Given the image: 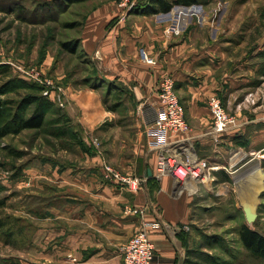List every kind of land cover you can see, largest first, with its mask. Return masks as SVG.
<instances>
[{
	"label": "crops",
	"instance_id": "1",
	"mask_svg": "<svg viewBox=\"0 0 264 264\" xmlns=\"http://www.w3.org/2000/svg\"><path fill=\"white\" fill-rule=\"evenodd\" d=\"M184 14L111 12L98 25L95 67L103 82L124 88L133 107H110L91 86L60 81L65 101L61 108L82 135L84 148L76 143L59 147L70 152L50 154L37 166L36 210L16 216L27 235L16 236L22 232L18 227L9 236L8 255L20 264H123L122 246L144 228L155 247L152 264H185L182 259L188 255L183 253L192 249L185 229L193 195H172L170 176L153 173L156 149L165 141V134L151 123L154 110L164 112L157 94L164 76L174 79L199 156L222 163L243 139L249 151L263 150L264 127L250 128L243 119L238 120L243 123L239 130H227L218 144L205 134L212 122L209 99L223 98L224 89L233 96L232 79L219 73L216 63L229 46L204 44L196 37L195 22L184 23ZM143 51L153 62L144 60ZM260 118L251 120L258 123ZM245 129L253 134H244ZM105 162L125 176L140 178V184L106 179ZM213 174L219 178L226 172Z\"/></svg>",
	"mask_w": 264,
	"mask_h": 264
},
{
	"label": "rangeland",
	"instance_id": "2",
	"mask_svg": "<svg viewBox=\"0 0 264 264\" xmlns=\"http://www.w3.org/2000/svg\"><path fill=\"white\" fill-rule=\"evenodd\" d=\"M148 1L0 0V98H8L17 106L39 87L42 95L56 101L54 94H45L50 88L38 80H52L58 87L67 80L75 87L86 85L98 90L108 104L133 107L126 93L119 91L121 95L115 96L118 88L107 86L96 76L93 48L106 13L143 12L138 4ZM168 12H185L184 23L195 22L196 37L204 44L229 46L216 63H220L217 71L232 79L233 96L224 89L223 98L218 97L237 120L243 119L250 128L264 127V0H197L189 5L174 4ZM73 46L75 51L68 48ZM21 109L26 116L34 110L33 104L27 103ZM51 117L48 111L47 120ZM257 117H262L260 122L251 120ZM51 129L54 127L50 125L42 130L27 128L0 140V218L6 223L9 216L36 210L37 166L41 160L53 153L70 152L59 149L62 144L49 134ZM252 132L245 129L244 134ZM245 143L247 139L239 140L241 146L234 144L219 163L226 167L227 177L214 178L210 187L200 185L194 193L184 190L193 195L185 229L192 249L183 253L188 255L182 259L185 264H264V259L245 248L238 236L242 224L264 235V168L260 169L262 188L258 192L261 203L252 222L246 220L240 197V189L250 186L252 180L236 181L255 158L261 165L264 148L260 158V149L251 152L243 147ZM7 233L0 229V264L15 258L8 255L12 243Z\"/></svg>",
	"mask_w": 264,
	"mask_h": 264
},
{
	"label": "built area",
	"instance_id": "3",
	"mask_svg": "<svg viewBox=\"0 0 264 264\" xmlns=\"http://www.w3.org/2000/svg\"><path fill=\"white\" fill-rule=\"evenodd\" d=\"M142 54L144 60L149 63L153 62L151 58L146 56L144 51ZM38 81L50 88L45 91V94H54L58 104L64 106L63 93H61L60 87L56 86L52 80ZM55 89H57V94ZM157 94L164 106V112L160 114L155 113L154 110V118L151 123L165 134V141L156 149L154 176L157 178L162 175L170 176L172 195L183 193L184 190L194 193L200 185L210 187L215 178L213 171L225 169L226 167L211 162L197 153L190 134L192 128L186 119L184 106L171 76H164L160 79ZM208 106L211 111L212 122L205 134L212 138L214 144L220 142L221 136L227 130H239V127L243 124L234 115L226 111L218 96H212L208 101ZM92 144L98 148L96 139L92 140ZM103 170V174L108 180L134 187L141 182L140 178L123 175L107 162L103 164ZM150 224L149 222L145 223L147 226ZM122 252L123 264H152L155 247L146 228L133 234L122 246Z\"/></svg>",
	"mask_w": 264,
	"mask_h": 264
},
{
	"label": "trees",
	"instance_id": "4",
	"mask_svg": "<svg viewBox=\"0 0 264 264\" xmlns=\"http://www.w3.org/2000/svg\"><path fill=\"white\" fill-rule=\"evenodd\" d=\"M195 2H197V0H149L148 4L144 3L138 5L143 7L142 13L152 14L168 12L174 4L189 5ZM68 48L71 51H75L76 46ZM94 69L96 76H98L102 82L105 81V79L100 76L96 67H94ZM107 86H113V84L108 83ZM117 88L118 92L115 96H118V94L121 95L119 91L124 94V88ZM33 92L34 93L28 94L23 99V102L17 106H13L14 102L8 98H0V140L8 134L18 133L23 129L32 128L42 130L45 129L47 125H50V127H54V129H51L49 134L61 142L62 145L60 147H67L76 143L84 148L82 135H80V132L73 127L72 118L67 114L65 109L57 106L50 98L48 99L46 96L42 95L39 87H37V91L33 90ZM103 101H105V103L108 102L105 97H103ZM25 103L33 104L34 110L29 116H26L25 111L21 109L22 105ZM117 105L119 104L114 103L109 104L108 106L116 107ZM48 111L52 113V117L49 121L47 120ZM261 166L264 168V158L262 159ZM21 224V220L13 216H9V221L7 223L0 218V229H2L4 233H11L12 231H15L16 228L20 227L19 230L23 233H19L25 238L27 232L22 230ZM6 226L7 228L4 230L3 228ZM238 236L241 244L245 248H247L253 255L264 259L263 234L247 224H242L238 230ZM6 264L20 263L15 258H8Z\"/></svg>",
	"mask_w": 264,
	"mask_h": 264
},
{
	"label": "bare ground",
	"instance_id": "5",
	"mask_svg": "<svg viewBox=\"0 0 264 264\" xmlns=\"http://www.w3.org/2000/svg\"><path fill=\"white\" fill-rule=\"evenodd\" d=\"M214 147V146H213ZM226 153V152H225ZM262 153V152H261ZM261 153L257 151L258 156L261 158ZM264 154V153H263ZM244 156V155H243ZM260 166V167H259ZM261 165L257 161V158L254 159L252 164L248 167L246 172L239 177H236L237 183L241 184L242 181L252 180V184L250 186H246L241 188L240 197H249L258 195L259 190L262 188L261 184Z\"/></svg>",
	"mask_w": 264,
	"mask_h": 264
},
{
	"label": "water",
	"instance_id": "6",
	"mask_svg": "<svg viewBox=\"0 0 264 264\" xmlns=\"http://www.w3.org/2000/svg\"><path fill=\"white\" fill-rule=\"evenodd\" d=\"M148 174L151 175V170H148ZM260 203L261 200L258 195L241 198V207L248 222H252L257 217V209Z\"/></svg>",
	"mask_w": 264,
	"mask_h": 264
}]
</instances>
